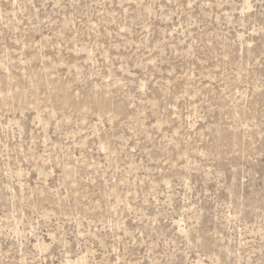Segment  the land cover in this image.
<instances>
[{
  "label": "rangeland",
  "instance_id": "obj_1",
  "mask_svg": "<svg viewBox=\"0 0 264 264\" xmlns=\"http://www.w3.org/2000/svg\"><path fill=\"white\" fill-rule=\"evenodd\" d=\"M66 261L264 264V0H0V264Z\"/></svg>",
  "mask_w": 264,
  "mask_h": 264
},
{
  "label": "bare ground",
  "instance_id": "obj_2",
  "mask_svg": "<svg viewBox=\"0 0 264 264\" xmlns=\"http://www.w3.org/2000/svg\"><path fill=\"white\" fill-rule=\"evenodd\" d=\"M70 261V260H69ZM67 262V261H66ZM73 262V261H72ZM72 262H67L66 264H72ZM65 264V263H64Z\"/></svg>",
  "mask_w": 264,
  "mask_h": 264
}]
</instances>
